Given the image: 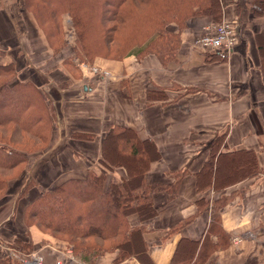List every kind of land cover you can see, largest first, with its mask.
Here are the masks:
<instances>
[{"label": "crops", "instance_id": "crops-1", "mask_svg": "<svg viewBox=\"0 0 264 264\" xmlns=\"http://www.w3.org/2000/svg\"><path fill=\"white\" fill-rule=\"evenodd\" d=\"M236 1L221 0L220 22L239 25L230 53L194 46L220 23L194 16L181 30L174 24L167 27L179 34L175 58L162 63L149 54L101 61L98 66L109 73L102 78L79 69L67 45L53 53L17 0H0V64L13 63L18 79L42 90L53 110L48 147L28 156L26 170L8 182L0 200V264H23L33 253L42 257V264H56L60 258L56 247L42 243L46 236L39 228H26L24 209L55 185L100 169L101 140L112 126L134 130L154 145L158 155L144 175L149 186L163 188L151 193L157 214L146 221L137 214L128 217L130 226L145 228L150 264H169L181 239L201 243L213 211L228 241L205 264H264V85L254 38L264 18L248 14L241 22ZM157 89H166L170 99L148 104L146 90ZM218 137L220 153L252 151L258 172L239 180L220 179L215 189L210 181L198 191L196 175ZM119 178H126L123 168L108 172L106 183ZM29 179L31 187L19 195ZM26 235L32 250L25 255L14 245ZM210 238L217 239L212 232ZM116 258V252L105 253L95 264H113ZM120 264L147 263L128 259Z\"/></svg>", "mask_w": 264, "mask_h": 264}, {"label": "trees", "instance_id": "trees-1", "mask_svg": "<svg viewBox=\"0 0 264 264\" xmlns=\"http://www.w3.org/2000/svg\"><path fill=\"white\" fill-rule=\"evenodd\" d=\"M21 1L53 53L65 47L62 15L67 14L74 29L76 55L89 58L99 56L100 52L108 60L128 56L139 59L152 54L165 63L175 58L180 45L179 34L167 31L170 24L181 30L194 16H208L218 23L222 15L221 0ZM235 5L241 22L248 14L264 18V0H237ZM254 38L264 85V25ZM120 41L124 46L129 44L126 53H120ZM145 99L149 104L164 103L170 98L166 89H157L146 90ZM52 126V106L43 91L29 80H19L13 63L0 64V197L8 182L26 170L28 156L48 147ZM74 137L93 138L87 134ZM221 142L222 137L213 141L209 160L196 175L198 191L210 185V181L215 189L220 179L239 180L258 172L252 151L220 153ZM157 157L154 145L141 140L134 130L110 127L101 140V168L89 170L83 178L65 180L28 203L23 213L26 228H39L46 236L43 244L57 248L60 240L84 264H95L99 256L111 252L117 253L113 264L128 259L150 264L143 240L145 228L130 226L128 217L137 214L141 221H146L157 214L151 193L163 188L149 186L144 179L150 161ZM115 168H123L126 178L106 183L107 173ZM30 187L28 181L19 195ZM213 212L203 241L179 240L169 264H205L223 248L227 236L220 229L218 214ZM211 232L216 240L210 238ZM14 247L25 254L32 250L27 235L25 240H17Z\"/></svg>", "mask_w": 264, "mask_h": 264}, {"label": "built area", "instance_id": "built-area-1", "mask_svg": "<svg viewBox=\"0 0 264 264\" xmlns=\"http://www.w3.org/2000/svg\"><path fill=\"white\" fill-rule=\"evenodd\" d=\"M239 37V25L236 22H220L216 24L208 33L194 42V46L205 52H218L228 54L234 48ZM83 69V66H81ZM92 76L100 75L107 78L109 73L101 68L92 67L88 70ZM237 239H233L236 241ZM23 264H42V257L33 253ZM56 264H61L56 262Z\"/></svg>", "mask_w": 264, "mask_h": 264}, {"label": "rangeland", "instance_id": "rangeland-1", "mask_svg": "<svg viewBox=\"0 0 264 264\" xmlns=\"http://www.w3.org/2000/svg\"><path fill=\"white\" fill-rule=\"evenodd\" d=\"M17 1L20 4L21 12L25 15H28L27 18L34 19L33 16L31 15L30 11H27V10L22 8V1L21 0H17ZM25 18H26V16H25ZM62 35L64 36V39H66L65 46L67 45L68 47H70V50H72V52H73V57H72L73 59H71V60L74 63L76 62L75 64H77L76 66H78L79 69H82L81 66H83L84 71L88 72V70L92 67L100 68L98 66L99 62L108 60L106 57H103L102 55H100L101 54L100 52H99V56L91 55V56H89V58L88 57L83 58V57L76 55V48L74 46V42H75L74 29H73L72 24H71V19L67 14L62 15ZM119 45H118V48L121 47L120 48L121 54L126 53L128 51L127 50L128 46H129L128 43H125V46H124L123 42L120 41ZM18 57H20V56L18 55ZM74 57H78L79 61L75 60ZM29 181H30V186H31L33 181L31 179H29ZM5 194H6V192H5ZM4 195L0 197V200H2ZM56 250L60 254V258H59L58 262H60L61 264H84L78 258L75 257L73 251L70 248H65L63 242H61L60 240H58V242H57Z\"/></svg>", "mask_w": 264, "mask_h": 264}]
</instances>
